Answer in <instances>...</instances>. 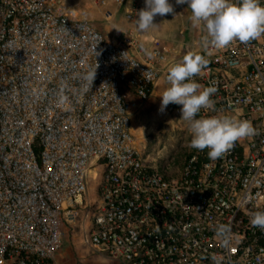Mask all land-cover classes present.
<instances>
[{"label":"built area","instance_id":"1","mask_svg":"<svg viewBox=\"0 0 264 264\" xmlns=\"http://www.w3.org/2000/svg\"><path fill=\"white\" fill-rule=\"evenodd\" d=\"M88 1L106 22L118 8L134 22L145 8V0ZM77 8L76 0H0V264H57L90 177L97 207L81 243L109 260L264 264V229L250 224L264 211V36L204 51L200 26L199 42H179L185 55L206 57L194 79L216 89L215 111L197 118L248 120L255 134L216 160L191 152L171 173L136 150L128 97L149 100L173 64L168 51L135 29L105 35ZM96 67L83 92L82 77ZM181 107L165 110L182 116Z\"/></svg>","mask_w":264,"mask_h":264},{"label":"clouds","instance_id":"2","mask_svg":"<svg viewBox=\"0 0 264 264\" xmlns=\"http://www.w3.org/2000/svg\"><path fill=\"white\" fill-rule=\"evenodd\" d=\"M176 3L187 4L190 9L188 19L193 27H203L205 35L200 45L204 51L223 49L235 41L248 44L264 36V5L260 0H176ZM172 13L174 8L169 0H145V8L137 13L136 29L147 32L157 26L154 24L155 16ZM208 63L204 55L190 51L170 65L166 76L170 86L160 95L159 110L163 112L169 104L181 105V118L187 122L191 134L189 147L199 151L207 149L208 158L216 160L231 150L237 141L254 135L255 129L250 121L228 115L197 118L202 110L215 111L211 97L216 89L202 87L194 79ZM97 67L82 77L86 82L83 92L92 87ZM250 224L264 229V211L254 212ZM227 231V226H220V235Z\"/></svg>","mask_w":264,"mask_h":264},{"label":"rangeland","instance_id":"3","mask_svg":"<svg viewBox=\"0 0 264 264\" xmlns=\"http://www.w3.org/2000/svg\"><path fill=\"white\" fill-rule=\"evenodd\" d=\"M76 2L78 16L88 19L105 35L110 36L123 30V27L119 25V21L123 20L121 8H118L114 22H106L101 15L103 9H95L88 0H76ZM179 9L176 7L179 13L178 18H173L172 14L157 15L154 17V24L157 26L147 32H141L146 36L158 38L161 46L168 51V56L173 63L180 61L185 55L179 42H199V31L188 19V11L183 6ZM135 21L131 24L134 28H136ZM182 27L186 30L180 35L179 31ZM159 83L165 91L167 83L163 76ZM130 95L131 134L136 150L148 166L159 170L169 169L171 173L177 172L186 157L191 152L197 151L189 147L191 134L188 131L187 122L181 118L180 114H169L166 110L161 112L159 110L161 103L158 98L150 97L147 102L140 103L133 94ZM96 207L97 183L90 177L87 193L79 208L76 222L65 226L62 230L63 244L56 256L57 264H118L109 260L105 254L94 252L81 243V234L91 225L96 214Z\"/></svg>","mask_w":264,"mask_h":264},{"label":"crops","instance_id":"4","mask_svg":"<svg viewBox=\"0 0 264 264\" xmlns=\"http://www.w3.org/2000/svg\"><path fill=\"white\" fill-rule=\"evenodd\" d=\"M169 3L170 4H172L174 7V12L176 13L175 15H174V13H172V17L173 18H176L177 17V14H179L178 13V11L176 10V7H175V5H174V3H173V0H169ZM181 6H177V9H179ZM186 8V10L188 11V17H189V15H190V13H189V9L187 8V7H184V9ZM180 10V9H179ZM122 15V14H121ZM115 17H116V14L113 16V18H112V20L111 21H113L114 22V19H115ZM122 18H123V15H122ZM178 18V17H177ZM133 22H127V21H125L124 20V18H123V20H121V21H119V25L120 26H122L123 28V31H129V30H133V29H135L136 31H137V29L136 28H134L133 26H131V24H132ZM195 28H198V27H195ZM186 30V28H181L180 29V31H179V33H180V35L182 34V33H184V31ZM137 32H140V31H137ZM141 33V32H140ZM141 34H143V33H141ZM143 35H146V34H143ZM148 36V35H147ZM154 37V36H153ZM163 88H162V86H161V83H159L158 82V84L155 86V89H154V91H153V94H152V96H151V98L153 97V98H158L159 99V101H160V103H161V97H160V95H162V93H163ZM131 93H129L128 94V97H129V99H130V95ZM134 96V95H133Z\"/></svg>","mask_w":264,"mask_h":264}]
</instances>
